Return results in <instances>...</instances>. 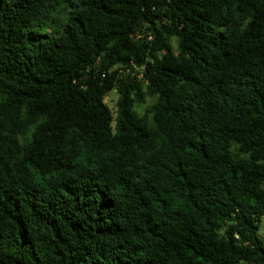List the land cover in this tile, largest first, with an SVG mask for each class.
I'll return each instance as SVG.
<instances>
[{
    "label": "trees",
    "instance_id": "1",
    "mask_svg": "<svg viewBox=\"0 0 264 264\" xmlns=\"http://www.w3.org/2000/svg\"><path fill=\"white\" fill-rule=\"evenodd\" d=\"M263 223L264 0H0V264H264Z\"/></svg>",
    "mask_w": 264,
    "mask_h": 264
},
{
    "label": "rangeland",
    "instance_id": "2",
    "mask_svg": "<svg viewBox=\"0 0 264 264\" xmlns=\"http://www.w3.org/2000/svg\"><path fill=\"white\" fill-rule=\"evenodd\" d=\"M173 44L176 46V41H173ZM118 101V93L116 91L109 94L108 97H106L105 102L110 107V109L115 112L116 111V104ZM153 104L152 99H148L144 105H141L138 108V111L140 113H144L146 110H148ZM261 235L264 237V223L261 231Z\"/></svg>",
    "mask_w": 264,
    "mask_h": 264
}]
</instances>
